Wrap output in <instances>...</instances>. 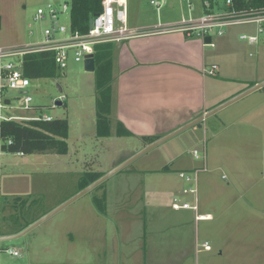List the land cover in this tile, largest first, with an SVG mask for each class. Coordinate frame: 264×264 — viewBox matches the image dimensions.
Instances as JSON below:
<instances>
[{"label":"rangeland","instance_id":"1","mask_svg":"<svg viewBox=\"0 0 264 264\" xmlns=\"http://www.w3.org/2000/svg\"><path fill=\"white\" fill-rule=\"evenodd\" d=\"M216 1L224 6V0ZM48 2L59 7L63 0H0V46H23L40 39L42 29L48 22L46 19L35 20V12L38 6L45 7ZM202 12L203 0H164L160 8L151 5L150 0H126L129 30L134 25L153 27L170 23L164 20L175 23L192 19ZM59 22L69 30L68 9L60 14ZM241 33L249 34L241 31L239 35ZM211 34L216 40L215 30ZM167 36L180 40L192 54L212 50L208 46L202 48L200 39L184 38L181 32L167 33ZM259 36L264 37V30L258 33ZM32 83L29 90L33 102L41 105L54 118L67 119L68 152L63 155L51 152L22 156L9 153L2 155L0 232L3 234L11 231L9 227L16 231L26 223L34 222L47 213L52 205L56 204V207L76 194L82 189L80 178L85 172H98L103 175L122 162L126 157V149H135L139 145L131 138L96 136L95 110L98 92L95 87V73L85 71L83 62L74 61L72 53L67 66L62 71L59 70L56 76L40 78ZM10 93L14 94L15 91L10 90ZM59 95H64L63 99H59L61 105L51 107ZM245 101L246 99L239 101V107L228 106L227 109L208 117V130L192 131L189 127L133 160L132 164L136 167H145L151 171L143 173L123 167L94 189L64 205L23 236L1 241L5 253L13 258L14 264H28L23 256L26 254V245L31 242L48 246V252L40 254V258L46 259L47 264H60V259H64L60 254L63 249L73 254L74 264H83L88 253L87 229L89 234L90 228L94 226L97 239L101 233L107 235L105 240L102 238L97 243H126L128 256L134 261L136 246L141 241V226L144 224L145 227L159 230L158 232L164 230L159 236H149L155 240L152 244L158 239L161 246L172 245L175 233L179 229H187L191 232L192 240L199 243L207 240L212 248L208 252L198 249V264H224V260L217 257V247L225 230L235 229L236 226L240 234L237 235V240L244 244L248 242V221L240 218L236 224L231 223V214L234 213L236 218H246L249 210L262 212L264 209L262 204H253L251 208L248 202L251 196H256L253 190L259 188H249L248 185L252 186L255 182L256 185L263 186L264 182V121L263 117H257L262 114L254 117L249 115L248 105H242ZM244 111L246 113L242 115ZM18 113L20 112L14 110L8 114ZM220 116L223 121L219 120ZM194 149L205 154L206 170L197 173L195 194L179 196L173 191L179 187L185 188L188 183L179 177L178 172L181 169L190 171L201 165V160L192 155ZM164 165L171 168L167 171L159 170ZM14 169L21 171L12 174ZM105 192L111 197L110 200L105 197ZM168 193H171L170 198L175 197L181 202L191 201L196 197V213L210 212L213 219H195L194 211L190 209L186 211L188 217L182 216L184 211L170 207L172 200L167 198ZM94 199L102 204L104 211L124 210L121 214L125 217L96 219L99 210L94 205ZM93 216H96L94 224ZM181 221L184 224L181 225ZM258 225L259 223H254L251 226L259 227ZM70 230H73L72 234ZM64 231L67 233L64 234ZM153 234H157L156 231ZM72 236L76 237L73 242ZM71 243L78 245V248H73ZM18 248L24 249L20 257L7 251ZM133 261L129 259L127 264H132Z\"/></svg>","mask_w":264,"mask_h":264},{"label":"crops","instance_id":"2","mask_svg":"<svg viewBox=\"0 0 264 264\" xmlns=\"http://www.w3.org/2000/svg\"><path fill=\"white\" fill-rule=\"evenodd\" d=\"M222 7L214 0L210 12H216L222 9ZM203 12H205L204 8ZM203 12L200 15L194 16L192 19L203 15ZM164 22L172 23L169 20H164ZM147 27L134 25L130 29ZM241 31L256 34V26L254 24L228 26L221 36L216 37V40L210 34L211 43H203L202 41L201 43L202 48L208 46L212 50H202L195 54L186 50L180 40L171 39L167 34L141 35L121 41H113L115 45L112 52L110 80L105 86L109 88L110 94V110L106 116L109 119L111 133L105 137L96 136L99 138L125 137L137 141L139 145L135 149H126V157L121 160L123 161L148 144L142 140V136L157 139L206 114L212 108L250 86L263 81L264 37L259 36L257 43L249 44L239 39V32ZM183 37L191 39L185 36ZM211 63L218 65V72L215 75L203 74L201 68ZM242 99H246L242 105H248V109H250L249 115L254 117L262 114L257 117H263L264 121V86L249 92L218 111L227 109L228 106L233 105L239 107L238 103L239 101H243ZM257 103L258 108L255 109ZM245 113V111L242 112V115ZM213 114H209L196 124L190 126L191 130H208L207 119ZM219 120L223 121V117L220 116ZM118 124L127 130L129 135H117L120 129ZM132 165L135 169L129 171H141L143 173L151 171L145 167H136L134 163ZM170 168L167 166L165 170L161 168L159 170L167 171ZM14 170L12 174L21 171V169ZM262 183L263 186H259L260 184L256 185L255 182L252 186L248 185L249 188L259 187L253 190L256 196H251L248 199L251 208L253 204H262L264 206V182ZM147 185L149 186V183ZM186 188L187 186L182 189L179 187L173 192L178 195L189 194L185 191ZM25 194L29 195V193ZM0 196H2L1 193ZM167 196L169 200L175 198H170L171 193H168ZM105 197L109 200L111 198L106 192ZM182 202H186V200ZM55 205H52L51 208L55 207ZM51 208L47 211L51 210ZM171 208L173 210L184 211L181 215L188 217L186 211L189 208ZM12 209L10 208V210ZM262 210V212H250L249 210L245 216L246 218H236L234 213L231 214V223L235 222L236 224L240 218L248 221L249 227L246 230L248 242L244 244L240 243L239 239L237 240V235L240 234L236 226L235 229L225 230L221 234L222 237L218 241L219 247H217V257L223 259L224 264H264V209ZM5 211L8 210L5 208ZM122 212L124 210L99 211L97 218L96 216L92 217V224H94L95 218L98 220L101 218L104 219L105 217L123 218L125 215L123 216L121 214ZM115 213H118V215H114ZM195 214L194 211V218ZM201 215L210 216V218L204 220L213 219V215L210 212ZM87 218L90 220L89 217ZM254 223H259V227L251 226ZM180 224L182 225L184 222L181 221ZM142 226L139 234L141 241L136 246L137 253L134 261L130 255L128 256L126 243H123L124 246L123 244L117 243L109 245L103 242V244H99L97 240L102 238L105 240L106 233H101L97 239L95 227L90 228L89 234L87 229L88 236H86L88 237V244L86 248L88 253L83 264H127L129 259L133 261L132 264H198L197 255L199 252L195 247L196 240L191 239V232L189 230L184 228L179 229L175 233L174 243L172 245L164 244L165 246H161L158 239L155 244H152L155 240H153L154 238L150 239L149 236H159L164 230L158 232L159 230H153L148 226L145 227L144 224ZM260 226H263V228ZM23 228L20 227V229L14 231L15 229L9 227L11 231H6L4 234L0 232V236L17 233ZM67 231H64V234ZM70 231L72 234L73 230ZM153 231H156L157 234H153ZM75 238L72 236L71 242ZM71 244L73 248H78V245ZM17 250L20 252V255L17 257H20L24 249L18 248ZM48 250L47 245L43 246L30 242L26 245V254L24 253L23 257L27 260L28 264H47V260L41 259L40 254L46 253ZM60 254L64 257L63 261L60 259V264H74L73 254L69 250L63 249ZM14 263L13 258L5 253V248L2 247L0 241V264Z\"/></svg>","mask_w":264,"mask_h":264},{"label":"built area","instance_id":"3","mask_svg":"<svg viewBox=\"0 0 264 264\" xmlns=\"http://www.w3.org/2000/svg\"><path fill=\"white\" fill-rule=\"evenodd\" d=\"M185 1V0H184ZM233 0H224L222 9L216 12L205 13L195 19L181 20L175 23L158 24L143 29H128L126 27V0H103L102 9L92 18V26L84 34L72 33L65 25L59 22L60 14L69 10L68 0H63L59 7L48 2L45 7L38 6L35 12V20L46 19L48 25L42 29L41 38L23 46H0V121H51L54 117L43 110L41 105L33 102L30 86L33 84L23 72V56L29 53H49L52 56L54 68L63 70L68 63L70 53L76 62L84 60L86 54L93 53L94 45L108 41H121L130 37L152 34H167L181 32L185 37H194L205 43L206 36L210 37L215 30L217 36L224 33L225 28L232 25L254 24L256 34H240L239 38L249 44L258 42V33L264 30V8L239 10L232 8ZM150 4L160 8L164 0H150ZM203 8L210 9L209 0H203ZM119 23V24H117ZM211 43V37H210ZM203 74L215 75L218 65L211 63L201 68ZM10 90L15 91L14 94ZM59 95L57 100L63 99ZM56 101V100H55ZM55 101L51 107L56 105ZM14 110L18 114H8ZM11 143L10 139L0 137V175L3 163L1 157L9 153L24 155L22 152H10L5 149ZM192 155L201 160V165L190 171H179L178 175L183 178L188 186L187 193L195 194L197 173L206 170L205 154H200L194 149ZM173 208H189L198 210L196 197L190 202H181L173 198ZM209 215L196 213L195 219H208ZM196 249L211 250L208 241L196 242ZM9 254L17 256V249H8Z\"/></svg>","mask_w":264,"mask_h":264},{"label":"trees","instance_id":"4","mask_svg":"<svg viewBox=\"0 0 264 264\" xmlns=\"http://www.w3.org/2000/svg\"><path fill=\"white\" fill-rule=\"evenodd\" d=\"M103 0H68L69 4V30L72 33L84 34L90 26V20L102 9ZM210 9L214 0H209ZM232 8L239 10L262 9L264 0H233ZM114 42H102L94 45V73L95 87L98 92L96 101V135L105 137L110 135L109 119L106 114L110 110L109 88L105 87L110 80V69L112 65V52ZM22 69L24 74L32 81L44 77H54L58 70L54 68L52 56L49 53H29L23 56ZM120 129L117 135H129V132L118 124ZM68 121L66 118H54L51 121H0V137L4 140L10 139L11 143L5 147L10 152H22L23 154L51 152L55 154H66L68 144ZM154 137L142 136L145 143L153 141ZM167 165L162 167L165 170ZM102 173L85 172L80 178V188L85 187ZM100 185V184H99ZM79 188V189H80ZM100 212L104 207L98 200H93ZM30 222L26 223V227Z\"/></svg>","mask_w":264,"mask_h":264},{"label":"water","instance_id":"5","mask_svg":"<svg viewBox=\"0 0 264 264\" xmlns=\"http://www.w3.org/2000/svg\"><path fill=\"white\" fill-rule=\"evenodd\" d=\"M89 26L90 27L92 26V19L89 22ZM209 42H210V37L206 36L205 43H209ZM83 67H84L85 71H88V72H93L94 71L95 65H94V54L93 53L86 54V56H85V58L83 60ZM263 86H264V80L254 84L252 86H250L249 88H247V89L243 90L242 92L236 94L232 98H230V99L224 101L223 103L219 104L218 106L212 108L206 114L201 115L198 118H196V119H194V120H192V121L180 126L178 129L173 130V131H171V132H169V133H167V134H165V135L153 140L152 142L146 144L140 150H138L137 152H135L134 154L129 156L127 159L123 160L121 163H119L118 165H116L115 167L110 169L107 173L101 175L100 177H98L97 179H95L94 181H92L91 183H89L88 185L83 187L82 189H80L76 194H74L73 196H71L70 198H68L67 200H65L64 202H62L61 204H59L58 206L53 208L52 210L48 211L43 216H41L40 218H38L34 222L30 223L29 225L24 227L19 232L14 233V234H8V235L0 236V241L16 239L18 237L23 236L26 232H28L29 230H31L32 228L37 226L39 223H41L42 221H44L45 219H47L48 217L53 215L55 212L60 210L64 205L68 204L69 202H71L75 198L79 197L80 195H82L84 193H87L90 190H92L95 187H97L102 181H104L107 177H109L111 174L115 173L119 169H122L123 167H126L128 170H133L134 167L132 166V162H133V160H135L141 154L145 153L146 151H148L149 149L155 147L156 145L162 143L163 141L169 139L173 135L181 132L182 130H184V129L196 124L197 122H199L200 120H202L203 118L208 116L209 114L217 112L222 107L227 106L228 104H230L233 101L243 97L244 95L248 94L249 92H252V91H254L256 89H259V88H261ZM58 90L61 91V88L59 86H58ZM55 103H56V105H61L62 102L60 100H56Z\"/></svg>","mask_w":264,"mask_h":264}]
</instances>
